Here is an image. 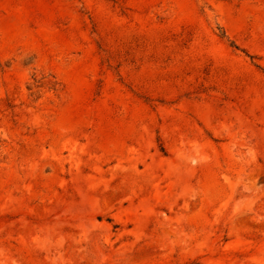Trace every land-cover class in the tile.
Returning a JSON list of instances; mask_svg holds the SVG:
<instances>
[{"label":"rangeland","instance_id":"374dc122","mask_svg":"<svg viewBox=\"0 0 264 264\" xmlns=\"http://www.w3.org/2000/svg\"><path fill=\"white\" fill-rule=\"evenodd\" d=\"M0 264H264V0H0Z\"/></svg>","mask_w":264,"mask_h":264}]
</instances>
